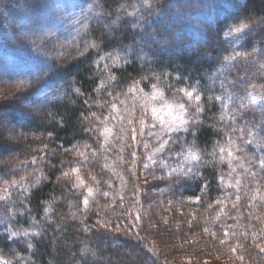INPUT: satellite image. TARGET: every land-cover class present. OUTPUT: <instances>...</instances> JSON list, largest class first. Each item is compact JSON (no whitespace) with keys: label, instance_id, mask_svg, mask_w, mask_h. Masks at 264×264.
<instances>
[{"label":"trees","instance_id":"16d2710c","mask_svg":"<svg viewBox=\"0 0 264 264\" xmlns=\"http://www.w3.org/2000/svg\"><path fill=\"white\" fill-rule=\"evenodd\" d=\"M244 2L157 0V8L151 15L144 8L137 14L144 15V20L139 22L142 26L132 27L137 23V16L124 15L121 5L132 12L131 5L140 7L141 0H101L102 11L110 12L111 15L104 16L100 22L95 19L89 22L78 39L80 52L83 51L84 55L79 54L59 62L51 60L43 70L35 72L31 85L48 91L50 95L39 109L40 116L19 114L17 111L12 113V121L19 124L20 133H24L27 139L20 138L9 144L3 155H0V177L4 180L12 179L10 169L19 166L21 157L36 151L42 140L50 148V154L55 155L49 157V164L42 162L40 169L43 170V176L38 179L39 182L27 177L31 185L25 189L29 196L23 203L21 193L18 192L19 195L15 194L11 200L0 202V235L4 234L6 225L11 226L13 231L20 227L32 231L31 220L34 219L45 230V238L39 243L33 239L32 248L27 247L26 238L0 240V253L10 264H178L185 257L195 260L201 255L230 253L228 244L220 242L225 236L222 237L219 226L227 230L232 220L230 217L221 221L213 219L224 202L233 201L237 196L241 197L264 186V181L257 183L240 167L241 164L245 168L252 167L249 161L256 151L255 144L248 147L246 154L237 153L240 158L231 165L226 162L227 157L225 162H221L218 157L212 162L208 155L204 156V161H209L205 165L203 161L197 164L191 160L188 152H185L183 158L174 155L183 142H170L168 150L155 157V165L145 161L151 167L149 171L137 170L144 161L130 155L132 150L126 147L130 142H122L123 138L126 140L123 135L112 134L107 144L103 137L96 142L98 131L105 125L115 124L107 116V111H114L104 104L111 97L99 89L101 80L107 83L104 64L112 65L113 61H100L99 68L96 61L107 53L129 59L128 66L124 65V59L116 61L126 70L112 67L111 71L119 78L120 87L130 84L133 77L138 81L141 76L147 77L139 85L144 93H150V84L157 82L150 68L156 74L175 73L177 69L186 72L187 84L195 85L202 94L205 108L199 116L203 125L197 130L195 138L188 137L192 141L191 154L199 155L198 149L211 153L215 141L224 144L226 133L236 139L237 134L231 131L233 121L230 117L241 104L246 108L242 110V117L236 118V125H243L245 121L249 125L264 123V101L260 105L246 104L250 91L260 93L264 99V68L261 67L264 65V59L261 58L264 57V28H257L252 35L231 45L228 41H233V37L223 35L226 26L241 13L237 5ZM247 11L252 17L260 19L264 16V0H248ZM105 26L108 30H105ZM156 33L162 34L169 45L157 48L149 35ZM86 43H97L99 47L85 50ZM139 44H144V48L141 49ZM126 46L134 49L133 57H127L124 52ZM232 48L246 51L247 60L237 58L226 65L222 57L229 55ZM149 49L153 54L151 64L142 65L134 59L136 55L149 52ZM208 53L210 56L206 55ZM42 72L45 73L43 76ZM163 79L161 76V82ZM221 79L226 83L233 81L235 86L228 84L227 90L221 89ZM187 84L177 86L186 87ZM73 87L79 88L83 95L77 97ZM15 91L5 92L3 89L0 96L14 104L17 100ZM113 92L115 95V90ZM208 95L223 96L225 107L217 101L209 105L206 99ZM86 98L90 103L97 101L103 105L93 110L97 115L105 112V125L81 119V113L85 116L89 114L83 104ZM86 128L96 129L97 132L85 131ZM36 137L40 140H36ZM84 143L97 149L96 156L86 167L100 181L99 185L93 183L97 191L90 198L87 211L82 203L81 190L71 187L74 179L61 175V162L63 170L69 169L75 152H66L65 149H71L73 145L82 146ZM121 146H124L123 151ZM179 163L185 167L192 166L194 171L199 168L201 177L182 180L180 183L170 180L166 165L176 167ZM52 164L56 167H52ZM143 174L149 178H143ZM219 175H224L223 182L218 180ZM260 176H264V173L259 174L258 180ZM237 179L240 180L238 188L235 187ZM104 191L108 192V197L100 195ZM217 200L222 203L218 204ZM147 205H151V208ZM235 209L239 210L238 207ZM21 211H24L23 216L19 215ZM14 212L17 214L13 217ZM137 213L140 219L134 220ZM97 221L107 223L110 230L100 229L97 232L94 229L91 233L82 231V225L91 226ZM56 225L62 230V239H53L54 235H61L60 231L54 232ZM214 234H217V238ZM137 236L143 239H137ZM231 242L232 239L227 237L226 243ZM247 249L249 247H245ZM254 251L256 254H251V260L259 258L258 264H264L262 252ZM82 256L85 259H81Z\"/></svg>","mask_w":264,"mask_h":264},{"label":"snow or ice","instance_id":"6c2138e0","mask_svg":"<svg viewBox=\"0 0 264 264\" xmlns=\"http://www.w3.org/2000/svg\"><path fill=\"white\" fill-rule=\"evenodd\" d=\"M237 6L241 8V13L234 17V20L226 26L227 30L223 33V35L228 37H232L235 34V40L228 41L230 45L252 35L257 28H264V16H261L260 19H256L255 17H252L248 14V0H245L242 5L238 4ZM121 7L124 8V15L137 16V23L133 24L132 27H138L142 26L139 22L144 20L143 14L137 15L138 13H140V9L144 8L146 13L148 15H151L157 8V0H141L140 7L131 5V7L133 8L132 12H129L128 9L123 5H121ZM96 9H101V11H97ZM102 9L103 5L101 3V0H96L94 4L89 5L87 13L84 16V21L95 19L96 21L100 22L102 21L104 16L111 15L110 12H104L102 11ZM81 23L83 27H88L87 23H84L83 21ZM112 23L115 24V21H112ZM105 30H108L107 26H105ZM149 35L151 37L152 43L155 44L157 48L169 45V41H167L162 34L156 33ZM157 36H159V39H157ZM144 46V44H139V47L141 49H143ZM89 47L96 49L99 47V45L97 43H86L85 50ZM262 51H264V49H262ZM124 52L126 53L127 57L131 58L133 57L134 49L130 46H126ZM80 55H84V52L81 51ZM152 55L153 54L149 49V52H146L143 55H136L134 59L136 61H139L142 65L151 64ZM206 55L210 56V53ZM237 58L247 60L248 53L246 51L232 48L229 55L222 57L223 60L228 62L236 60ZM261 58L264 59V57ZM106 59H111L113 61V64H104L103 71L106 75L107 83H105L104 80H101L99 84V89L102 90L107 97H111V100H105L104 104L108 105L109 109H116L118 104H124V101L119 99L120 95L131 96L132 99L135 100L137 98V94L139 93L140 99L144 100V103L141 105L143 109V115L148 116L149 113L151 115V122H146L143 117L137 118L136 122L139 126V132L137 131V127L135 126L130 128L131 140H136L137 135L144 136V129L147 128V135L154 138L156 142V148L151 153L141 154V162L143 161V159H146L152 162L153 165H155L157 163L155 159L157 153L163 154L166 150H168L169 142L176 143L177 141H182V147L178 152L174 153V155L178 157L183 158L185 152H188L190 154L191 160L196 161L197 164L203 161L205 165L209 163V161H204L205 155H208L211 158L212 162H214L217 157L221 162H225V157H227L228 159L226 162L231 165L234 160H239L240 157L237 155V153L246 154L248 147L255 144L256 151L253 153L252 158L249 161L252 167L245 168L243 164H241L240 167L243 172L247 173L257 183L264 181V176H260L259 180L257 179L260 173H264V123L249 125V123L245 121L243 125L235 124L236 118L242 117V110L246 108L245 105L241 104L240 107L237 108L234 111L233 115L230 117V119L233 121V127L231 131L237 134L235 140L233 139L232 135L226 133L224 144H221L220 141H215L211 153H206L203 150L198 149L197 151L200 152L199 155L191 154L192 141H190L188 137L192 136L193 138H195L197 130L203 125V121L199 118V116L205 111V108L202 103V100L204 99L202 94L196 89L195 85L187 84V73H182L179 69H177L175 73L162 72L156 74L154 69L150 68V71H153L154 73L153 78L157 82H153L150 84L151 95L145 98L144 89L139 85L142 81L146 80L147 77L141 76V79L139 81L133 77L130 80V84L126 85L125 87H120L119 78L112 73L111 68L117 67L118 70H126V67L121 68V66L116 64V61L124 59V65L128 66L130 64V60L125 59L120 55L113 56L112 53H107L104 56H100L99 60L96 61L97 68L100 67V61H105ZM261 67L264 68V65H261ZM44 74L45 73L42 72L41 76H43ZM161 76L164 77L162 82ZM173 81H175L176 83H173ZM9 83L10 81L8 79L0 77V87H7ZM182 83L187 84V86H177L178 84ZM228 84H232L233 86H235L233 81H228L226 83L223 79L219 80V86L221 89L227 90ZM110 89L115 90V95L113 90ZM36 90V88H33L31 86V82L19 81L16 85V92L14 93V95L17 100L27 99L29 96L34 94ZM73 92L77 95V97L83 95L79 88L73 87ZM169 98H171L172 102H168ZM206 99L209 105H211L213 101H217L221 103L222 107H225V105L223 104V96L208 95ZM229 99H231V97H229ZM157 101L161 102L160 107H157L155 105L149 107L150 102ZM253 102H255V98H253ZM83 104L86 106L89 114L85 116L83 115V113H81L82 120L91 121L93 123H96L97 125H105V112L102 111L100 115H97V112L93 110L100 109L103 107V105H101L97 101H93L92 103H90L89 99L87 98L83 100ZM107 116L113 122L119 120L121 123H123L125 119V117L123 116L117 117L110 110L107 111ZM223 118L224 117L222 116L221 119ZM128 123L129 125H132L133 121L129 119ZM113 126H115V124H113ZM14 131L15 129L7 127L5 125L3 117L0 116V154H2L6 147L9 146L11 139L14 138L13 136L8 135L9 133H14ZM85 131L97 132L96 129L92 128H86ZM111 133L112 127H108L105 125L102 130L97 132L96 142L99 141L100 137H103L105 144H107L109 142V135ZM116 139L117 141H119L120 138L117 137ZM237 140L239 141V143H237ZM81 147L83 148V151L80 150ZM126 147L129 149H133L130 152V155L132 157H136L137 152L135 148L143 147L146 149L148 147V140H141L137 146H133L131 143H129L126 145ZM45 148H47V145H45ZM123 150L124 146H121V151ZM65 151H75L80 157V166L71 169L73 173L77 174L74 182L71 184V187L81 190L80 194L82 196V203L85 210L87 211L90 198L93 197L94 192L97 191V189L88 186V184L83 180L79 173L81 171V167L86 168L90 160L96 156L97 149L92 148V145L88 143H84L82 146L73 145L71 149H65ZM41 152L43 153V156L49 155V153L43 152V149H41ZM52 155H55V153H52ZM37 160L38 157L36 155H33L31 165H36ZM43 162L46 165L50 163V161L47 160ZM51 166L56 167L55 164H52ZM18 167H22L23 170L26 171L28 162L25 161L21 166ZM143 167L147 168L148 164L144 163ZM166 167L169 169V171L167 172L168 178L170 180H175L177 183H180L182 180L187 181L201 177L199 168H196V170L194 171L192 166L185 167L183 163L177 164L176 167H172L171 164H167ZM253 168L257 170L254 171ZM0 171H2V169H0ZM232 171H235V169H232ZM14 175H19V172L15 173ZM61 175L65 178L69 177V171L63 170V162H61ZM217 178L220 182H223L225 179L224 175H219ZM91 180L97 185H99L100 183V181H98L95 176H91ZM0 181H2L0 187H3V191L5 193L4 195L0 196V200H9L13 191L21 193L22 203L25 199L28 198L29 193L25 189L30 187L31 182L27 180V177L21 175L19 181H17L16 179L4 180L2 177H0ZM37 182H39L38 178ZM239 185L240 180L237 179L235 187L238 188ZM204 186L206 187L207 185L205 184ZM84 190H86V194ZM257 191H259V189H257ZM100 195L102 197H108L109 194L107 191H104L101 192ZM121 199L123 198L121 197ZM236 199L239 200V197L237 196ZM217 203H222V201L217 200ZM233 207H235V204L233 205ZM25 211H27V209H25ZM45 211L47 212L48 210L46 209ZM16 214L17 213L14 212L12 213V216L14 217ZM19 215L23 216L24 211H21ZM128 215H131V213H128ZM86 218L87 217L85 216V219ZM139 219V213L135 214L134 220ZM257 219L259 218L257 217ZM165 223H167V221H165ZM31 227L33 229L32 231H29L23 227H20L17 230L13 231L11 226L6 225L4 234L0 235V240H11L13 237H16L17 239L26 238L25 242L27 244V247L32 248L34 246L32 240L36 239V241L39 243L42 239L45 238V230L41 228L39 221H36L34 219L31 220ZM94 229L97 232H99L100 229H104L105 231L110 230L107 223H101L100 221H97L96 224L91 226L82 225V231L86 233H91ZM116 230H119L118 225ZM57 231H60L61 235H54V240L62 239V230L60 229L59 225H56L54 229V232ZM129 231H131V229H129ZM205 231H207V229H205ZM252 235L255 237L258 235V233H252ZM224 236L226 239L221 240V243H226L229 233L224 232ZM137 239H143V237L137 236ZM261 239H264V237H261ZM240 246L242 247L243 245ZM257 246L260 247V250L262 252H264V247H261L259 244H257ZM232 251L235 252L236 249L233 248ZM81 259H85V257L82 256ZM240 259L243 260V257H240ZM21 260H23V258H21ZM0 264H10V261L0 257Z\"/></svg>","mask_w":264,"mask_h":264},{"label":"rangeland","instance_id":"374dc122","mask_svg":"<svg viewBox=\"0 0 264 264\" xmlns=\"http://www.w3.org/2000/svg\"><path fill=\"white\" fill-rule=\"evenodd\" d=\"M95 2L96 0H0V77H4L10 81L7 87H3L5 92L16 90V85L19 81L32 83L35 72L43 70L49 61L56 60L59 62L79 55L80 46L78 39L87 29L82 26L81 22L83 21L89 25L92 19L84 21V16L87 13L89 5ZM96 10L98 11V9ZM232 37V40H234L235 34ZM234 61H225V63L228 65ZM3 89L0 87V93ZM49 95L48 91L37 88L34 94L27 99L16 100L17 104H11L6 98H1L0 96V116L3 117V121L7 127L15 129L14 133L8 134L14 137L11 139L10 144L17 142L20 138L21 140L27 139L24 133H20L19 124L12 121V113L17 111L16 113L20 112L19 114L29 113L32 116H40L39 109L45 105ZM150 95L151 91L150 93H144L145 98ZM253 98H255V102H253ZM119 99L124 101V104H118L116 109H112L114 111L113 114L117 117L123 116L125 119L123 123L119 120L115 121V126L112 125V133L109 136L112 134H116V136L119 134L120 136L123 135L126 140L123 138L122 142L128 141L133 146H137L141 140H148V147L146 149L143 147L135 148L137 156L134 158L141 159L142 153H151L156 148L155 139L147 135L148 129L145 128L144 136L137 135L136 140H131L130 128L135 126L139 132V126L136 122L137 118L143 117L146 122H151V115L150 113L148 116L143 115L141 105L144 103V100L140 99V96L137 95V98L134 100L131 96L120 95ZM263 101L264 99L260 93H252L250 91L246 104L260 105ZM168 102H172L171 98H169ZM160 104L161 102L158 101L150 102L149 107L153 105L160 107ZM129 119L133 121L132 125H129ZM109 126L112 127L108 124ZM37 139L40 140L39 137H36ZM41 143L36 151H32L25 157H19V166L27 161L28 167L26 171L18 166L11 168V173L9 174L13 176L12 179L19 181L21 175L32 179H39L43 176V170L40 169L41 164L43 161H50L49 157L52 155L49 152L50 148L48 146L45 148L46 142L42 140ZM41 149H43V152L49 153V155L43 156ZM80 150L83 151V149ZM33 155L38 157L36 165H31ZM71 160L72 165L70 164L68 166L69 169L66 168L65 170L69 171V177L75 180L77 174L73 173L71 169L80 166V157L77 152H73ZM143 161L145 163L148 160L145 159ZM140 164L141 166L137 170L148 169L149 171L151 169L150 166L144 168L143 164ZM17 172H19V175H14ZM79 175L88 186L93 187L91 176L95 175L87 167H81ZM143 178L149 177L143 174ZM258 189L259 191L253 189V191L247 192L239 197V200L233 199V201L224 202L216 212L213 221H221L223 218L227 219L228 217L232 220L227 230H223V227L219 226V229L223 233L222 237H224V232H228L229 240L232 239L230 244L221 243L223 245L228 244L230 253H220L216 256L214 254H206L201 255L195 260L191 257H185L178 264L260 263L259 258L253 260L250 258L251 254H256L254 250L262 252L257 244L264 247V239H261V237H264V186ZM84 191L86 192V190ZM4 194L3 187H0V196ZM15 194L17 192L13 191L11 198ZM0 202L6 201L0 200ZM234 204L235 207H233ZM147 207L151 208V205H147ZM237 207L239 210L235 211ZM235 212L237 214L233 215ZM252 233H258V235L254 237ZM214 236L217 238V234H214ZM224 239L222 238L220 241ZM240 245L243 246L241 247ZM245 247H249L250 251L249 249L245 250ZM233 248L236 249L235 252L232 251ZM261 254L264 258V252ZM0 257L8 260L1 253ZM240 257H243V260Z\"/></svg>","mask_w":264,"mask_h":264}]
</instances>
